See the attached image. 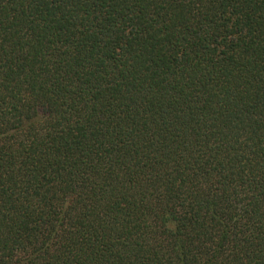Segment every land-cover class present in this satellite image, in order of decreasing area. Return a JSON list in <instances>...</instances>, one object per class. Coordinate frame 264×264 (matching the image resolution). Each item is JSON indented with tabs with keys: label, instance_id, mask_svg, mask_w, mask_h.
Listing matches in <instances>:
<instances>
[{
	"label": "trees",
	"instance_id": "1",
	"mask_svg": "<svg viewBox=\"0 0 264 264\" xmlns=\"http://www.w3.org/2000/svg\"><path fill=\"white\" fill-rule=\"evenodd\" d=\"M0 264H264V0H0Z\"/></svg>",
	"mask_w": 264,
	"mask_h": 264
}]
</instances>
